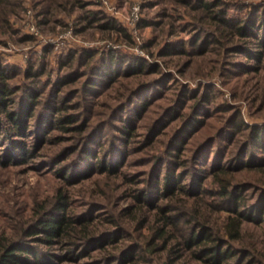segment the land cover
I'll return each mask as SVG.
<instances>
[{
    "label": "rangeland",
    "instance_id": "374dc122",
    "mask_svg": "<svg viewBox=\"0 0 264 264\" xmlns=\"http://www.w3.org/2000/svg\"><path fill=\"white\" fill-rule=\"evenodd\" d=\"M197 1L79 0L75 6L47 11L42 0H11L13 12L0 24V64L11 68L14 83L27 81L24 70L44 67L41 80L49 82L47 91L56 89L67 74L89 72L80 79L92 78L98 85L89 93L77 82L62 93L73 95L72 102L82 105L69 112L83 117L86 131L37 125L34 135L24 137L32 150L25 160L17 150L16 159L8 160L11 144L1 138V247L28 241L33 251L50 252L53 264H210L196 258V249L174 247L193 232L196 219L215 228V219L226 214L215 211V165L221 159L216 157L218 145L224 144L221 152L226 149L223 132L230 120L240 114L244 123L264 125V63L255 68V62H247L233 45L230 26L251 17L255 8L262 11L264 0H208L214 5L208 11ZM219 8L226 11L229 24L212 17ZM108 17L119 27L104 28ZM253 42L248 46L255 50ZM168 46L176 52L165 53ZM73 51V69L60 66ZM88 51L95 55L88 62L96 67L112 52L120 56L113 70L123 72L129 60L138 58L160 71L105 82L90 73L91 65L79 66L80 56ZM30 122L36 126L38 121ZM127 127L130 134L124 131ZM175 134L185 139L179 151L170 145ZM85 144L97 158L112 155L117 170L102 172L94 157L82 160ZM168 160L169 172L182 170L186 175L187 188L199 190L196 181L201 180L207 188L203 199L184 191L161 199L154 182ZM179 161L184 164L180 170ZM262 171L246 174L260 176ZM59 190L65 194L70 219L66 232L75 242L71 246H49L39 239L44 232L38 218L54 213ZM139 190L148 192V200L136 198ZM157 203L169 204V223L160 221L163 212L154 208ZM162 225L166 249L161 239L153 245L148 242ZM247 229L263 240V252L264 229L252 224ZM32 231L38 232L30 235ZM140 241L147 260L125 261L124 254L135 252ZM151 247L157 251L151 252Z\"/></svg>",
    "mask_w": 264,
    "mask_h": 264
},
{
    "label": "trees",
    "instance_id": "16d2710c",
    "mask_svg": "<svg viewBox=\"0 0 264 264\" xmlns=\"http://www.w3.org/2000/svg\"><path fill=\"white\" fill-rule=\"evenodd\" d=\"M42 1L46 2L47 11L57 7L75 6L79 2V0ZM184 1L189 3L191 0ZM197 3L204 11H208L214 6L208 0H198ZM216 6L217 4H215ZM13 9L11 0H0V24L9 19ZM253 11L254 14L251 17L247 16L242 20H235L230 23V26L232 36L236 39L233 45H235L237 51L243 52L247 62H255V65H257L255 68H257L264 63V9L260 11L255 8ZM226 15V11L219 8L215 14H212V17L215 18V21L219 20L226 25L229 24ZM102 26L104 28L119 27L118 22L109 17L102 23ZM215 26L220 27L219 23ZM252 41H254L253 45H256L255 50L248 46ZM174 52H176L174 47L168 46L165 53L173 54ZM84 55L85 58H83ZM94 56L93 52H85L80 56L79 66L88 65L90 67L91 64L88 61L92 60ZM75 58L76 53L74 51L70 52L67 59L60 63V66L65 65L69 69H73ZM119 59V54L108 52L102 58V68L92 64L90 73L95 74L94 77L105 82L115 83L120 77H130L147 70L149 73L160 71L154 66L147 67L146 62L138 58L129 60L130 66L123 72L118 69L113 70L112 66ZM125 61H128V59ZM95 68L98 69L97 73ZM10 69L9 66L0 64V134H2L0 140L4 136L11 144L9 146L10 150L8 148L9 151L6 154L8 160H14L16 150L22 156L21 159L25 160L26 157H30L32 150L24 137L36 133L37 125L38 128L40 124H45L48 128L61 127L65 132L86 131V121L82 119L83 117L80 118V116L74 114L75 110L82 105L72 102L73 95L66 94L63 97L62 93L67 91L65 87L77 82H82L89 93L91 89L96 88L98 84L92 78L80 79L83 75H88V71L86 74L80 73L77 76L64 75L57 82L56 89L52 91L50 88L47 91L49 82L41 80V75L45 72L44 67L35 70L30 67L24 70V80L27 81L22 83L21 79L16 80L18 83L13 82L14 73ZM19 91L23 92L22 95L19 94ZM42 117V121H39ZM33 119L38 121L36 126L30 122ZM193 119L194 121L197 120L195 117ZM229 123L230 126L227 128V132L226 129L223 132L227 139L226 149L221 152L225 148L223 147L224 144L222 146L218 145L216 157L218 158V155H220L221 159L215 165V211L225 212L226 214L220 221L215 219V228L210 227L208 221L196 219V227L193 226V232L183 240H179L174 248L180 249L182 247V250L196 249V258L203 259L210 264H262L264 261V251L262 252L263 248L261 247L263 240L254 233L249 235L247 226L252 224L257 228L264 229V125L244 123L240 114L234 116V119L230 120ZM129 128L124 129L126 134L131 133ZM184 140L178 138V135L175 134L170 144L171 149L179 151L185 145ZM0 146H3V144ZM12 146L13 150L11 149ZM82 154H85L82 160L94 157L99 162V169L102 172L111 173L117 170L118 165L113 167L112 155L97 158L93 152L89 151L86 144L82 146ZM226 155L228 156L226 157ZM169 161L164 164L166 167H161L162 173H164L155 177L154 187L159 190L161 199L166 198L167 195H175L180 191H184L189 197L203 199L202 197L207 188H204V184L200 182L201 180L196 181L199 190L194 191L187 188L183 184L186 175L181 172L182 170L169 172ZM178 163L177 169H183L184 164L180 161ZM259 170H263L260 176L246 174L256 173L255 171ZM249 178H254V180L252 179L253 184H249ZM57 198L58 204L55 210L52 211L54 213L38 218V227L44 232V236L39 239L49 246L55 243L71 246L75 242H72L70 235L66 232L70 225V219L63 199L65 194L59 190ZM136 198L139 201H146L149 194L147 191L143 193L140 191ZM154 208L163 212L160 221H163L164 224L169 223L172 217L169 214L172 211L169 204L160 205L157 203ZM161 228H163V225L150 238L149 244L153 245L157 240H162ZM37 232L32 231L30 235H35ZM83 240H87L86 236H83ZM143 242H138L134 248L135 252L124 254L123 259L133 263H143L144 260H147L146 256L141 253L144 249ZM167 246L168 241L164 238L162 247L166 249ZM149 250L151 252L157 251L152 247ZM0 251V264H28L30 261L35 264H53L52 258L49 257L50 252L42 254L41 252H35L28 241L9 242L3 247L0 246Z\"/></svg>",
    "mask_w": 264,
    "mask_h": 264
}]
</instances>
